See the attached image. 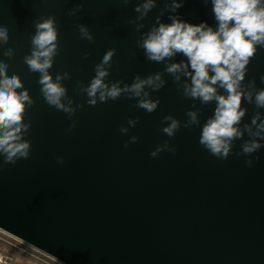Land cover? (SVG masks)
I'll list each match as a JSON object with an SVG mask.
<instances>
[{
	"label": "water",
	"instance_id": "obj_1",
	"mask_svg": "<svg viewBox=\"0 0 264 264\" xmlns=\"http://www.w3.org/2000/svg\"><path fill=\"white\" fill-rule=\"evenodd\" d=\"M139 2L0 0V27L9 31L0 60L9 64V75L21 77L35 100L26 116L32 123L26 136L32 143L30 159L0 170V228L64 264H264V148L252 157L240 155L241 144L249 139L245 134L226 160L213 156L199 140L215 103L186 98L168 74L166 86L152 93L160 100L153 113L138 109L127 96L90 106L79 91L80 82L86 86L91 81L95 65L110 49L116 55L108 82L131 84L137 75L164 71L165 64L147 60L137 44L164 0H157L141 32L129 23L138 15ZM81 4L82 12L67 15ZM174 14L195 25L216 26L210 0H184ZM169 15L164 23H171ZM48 16L56 17L60 33V53L50 72L54 77L70 73L63 84L74 107L83 105L71 118L45 102L39 73H29L24 63L35 22ZM78 24L89 28L94 41L81 38ZM7 48L15 52L11 60L3 56ZM185 59L177 55L172 62ZM262 77L264 47L250 62L244 83L254 79L257 88H264ZM242 106L248 113L241 127L257 111L264 118V109ZM196 109L201 110L199 126L181 127L175 137L162 132L165 116L183 124L186 113ZM130 118L139 122L124 135L120 128L129 127ZM132 136L138 142L124 148ZM165 141L175 151L153 158L151 152ZM249 158L251 168L245 164Z\"/></svg>",
	"mask_w": 264,
	"mask_h": 264
},
{
	"label": "clouds",
	"instance_id": "obj_2",
	"mask_svg": "<svg viewBox=\"0 0 264 264\" xmlns=\"http://www.w3.org/2000/svg\"><path fill=\"white\" fill-rule=\"evenodd\" d=\"M132 0H123L124 4ZM209 0H204L207 4ZM216 26L207 22L195 25L186 22L178 13L184 5V0H164V7L156 17L150 30L143 32L137 41L147 60L164 63L163 72L147 77L137 75L131 84L124 81L108 82L112 68L115 49L108 50L100 63L95 65V75L85 86L80 82L79 91L87 96V104L96 106L98 103L116 101L121 96L137 101L136 107L147 113L155 112L160 100L153 99L152 93L158 92L167 84L165 74L173 77L174 82L182 90L186 98L198 100L202 105L215 103L213 115L202 126L199 143L218 159L226 160L232 154L234 142L243 140L245 134L249 139L241 144V153L252 157L264 144V118L257 111L250 123L241 127L248 109L242 104H254L257 109H264V88H257L255 80L245 84L248 66L256 56L259 48L264 47V0H210ZM157 0H140L134 11L138 14L129 23L135 25V30L141 32L146 25L143 21L153 9L157 8ZM83 11V5L69 10L67 15L76 16ZM165 13H173L164 23ZM77 29L82 39L89 42L95 37L84 24H78ZM59 30L55 16L41 17L35 22V33L31 39V52L24 57V63L31 74L39 73L38 83L41 85V95L45 102L74 117L77 108L75 101L68 95V89L63 81L70 80L68 72L57 73L55 77L50 70L55 58L60 53ZM9 43V31L0 27V47ZM15 55L12 48H7L3 56L11 60ZM90 53L85 54V58ZM177 55L185 60L172 62ZM9 64L0 60V170L7 165H15L20 160H28L31 156L32 143L26 139L32 128L30 120L26 122L28 110L35 104L28 89L24 87L21 77L8 74ZM264 81V77L261 78ZM123 85V86H122ZM147 89V90H146ZM223 90V94L221 92ZM195 109V105H193ZM201 110H190L186 113L188 119L182 122L171 115L161 121L162 132L168 137H175L184 127L200 125ZM139 118L129 119V127H121L120 132L127 135L129 128H135ZM77 126L73 121L71 128ZM137 136H132L124 144L138 142ZM174 152L175 148L165 141L151 152L153 158L161 152ZM259 160V157H255ZM63 164V157L58 158ZM247 167L254 166V160L245 161Z\"/></svg>",
	"mask_w": 264,
	"mask_h": 264
},
{
	"label": "built area",
	"instance_id": "obj_3",
	"mask_svg": "<svg viewBox=\"0 0 264 264\" xmlns=\"http://www.w3.org/2000/svg\"><path fill=\"white\" fill-rule=\"evenodd\" d=\"M64 264L0 228V264Z\"/></svg>",
	"mask_w": 264,
	"mask_h": 264
},
{
	"label": "rangeland",
	"instance_id": "obj_4",
	"mask_svg": "<svg viewBox=\"0 0 264 264\" xmlns=\"http://www.w3.org/2000/svg\"><path fill=\"white\" fill-rule=\"evenodd\" d=\"M20 264H23V263H20Z\"/></svg>",
	"mask_w": 264,
	"mask_h": 264
}]
</instances>
